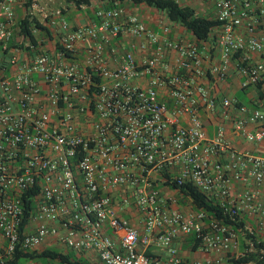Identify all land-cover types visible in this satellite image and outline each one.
I'll list each match as a JSON object with an SVG mask.
<instances>
[{
  "label": "built area",
  "instance_id": "obj_1",
  "mask_svg": "<svg viewBox=\"0 0 264 264\" xmlns=\"http://www.w3.org/2000/svg\"><path fill=\"white\" fill-rule=\"evenodd\" d=\"M14 2L0 0V264L15 251H41L50 238L92 253L99 264H182L171 243L179 234L193 235L203 251L226 254L239 232L245 249L233 258L251 250L253 240L264 243V156L232 148L222 128L205 134L199 106L212 109L214 98L196 81L206 72L224 79L231 70L240 88L264 89V0H199L195 14L216 21L205 55L194 41L172 37L176 23L158 18L152 28L117 2L94 7V20L75 26L43 16L56 37L49 53L37 35L47 33L35 26L33 42L26 34L13 39ZM122 41L120 50L114 42ZM77 44L84 67L65 60ZM221 104L239 113L232 126L238 134L264 141V92L255 108L233 97ZM157 174L168 185L195 188L242 225L201 208L184 213L176 198L161 193ZM234 182L245 186L233 192ZM24 199L32 202L27 211ZM139 242L166 253L150 257Z\"/></svg>",
  "mask_w": 264,
  "mask_h": 264
},
{
  "label": "crops",
  "instance_id": "obj_2",
  "mask_svg": "<svg viewBox=\"0 0 264 264\" xmlns=\"http://www.w3.org/2000/svg\"><path fill=\"white\" fill-rule=\"evenodd\" d=\"M29 0H15L13 4V13L15 17L16 24L13 26V39L19 40V36L21 33L17 31L16 25L18 24V21L21 17H23L25 14H29L33 16L31 13L35 10H37V4L36 2H31L30 6L28 5ZM94 0L90 1L91 2ZM126 2V1H124ZM124 2L120 5L123 7L125 14H131V13H137V10H142L143 13L140 16L143 20L146 19L147 23L150 27L154 28L155 23L158 20V17L155 16L154 12H157L158 14L161 13L160 11L156 10L153 7L146 6L143 3L138 4H131L126 6H123ZM49 3V2H47ZM98 5H101V2L97 1ZM89 4V5H90ZM86 5V6H89ZM200 2L199 0H192L190 6L194 8V10H199L200 8ZM83 6H81L82 8ZM44 9L47 10L43 6ZM45 11V10H44ZM41 11L42 17H35V19L42 24L45 27V20L46 18H43V16H46L45 12ZM71 15V18L69 21L64 19V15ZM200 15V14H198ZM55 17V16H52ZM61 19L65 20L69 25L75 26L77 24H85L92 20H94V14L93 10L91 13H87L86 11L82 10L81 13L74 15L72 12L64 13L60 16ZM182 27V26H181ZM46 28V27H45ZM183 28V27H182ZM174 31L172 32V37H180L181 35L186 37L189 40L194 41L201 54L205 55L207 53V46L206 42L204 40H196L194 36L184 29L182 33L176 31V26L173 28ZM47 30V28H46ZM60 31V30H59ZM57 30V32L59 33ZM33 34V39L37 37V35L42 37L43 40V47L44 49L51 53L53 49L55 48V41L56 37L54 34V31L48 32L45 35L43 32H40L38 30L37 35L35 33ZM19 35V36H18ZM115 46L122 50V48L125 46L124 42H114ZM107 50V49H106ZM105 50V51H106ZM113 55V54H112ZM117 54H114L112 58H115ZM136 58H139L140 56L136 54ZM65 60L67 61H74L79 65L80 67H84V53L82 50V46L80 44H77L76 49L74 52H72L68 57H65ZM207 65V60L203 61L204 68ZM33 76L37 79H40V76L38 74H33ZM196 81L201 83L205 88H207L209 94L214 98V107L210 110L206 109L204 106L200 104L199 106V115L201 117L202 123H203V129L205 134L208 137H212L217 133L218 128L223 129V136L222 140L223 142L227 143L232 148L247 152L251 154H256L260 156H264V141L260 143L252 142L251 140L245 138V136L238 134L236 130L233 129V121L236 120L239 117V113L233 109L232 107L225 109L223 105L221 104V99L223 97H233L235 98L238 103L246 105L248 108H255V99L257 97H260L263 95L264 89L263 88H257V87H247V88H240L238 84V78L231 72L228 73L227 77L224 79H217L211 76L209 72H206L202 77L196 78ZM137 83L140 85H145V79L140 78L137 80ZM161 94L163 95V99H165L167 102L169 101L168 97L165 96L163 91H161ZM169 103V102H168ZM180 124H184V119H180ZM246 127L249 129L253 128V124L246 123ZM166 173L163 172L160 176H165ZM159 174H157L158 178V185L157 187L161 191L163 195L166 196H173L176 198L177 206L178 208L183 211L186 214H191L194 211L198 210L199 208L195 207L194 204L191 202V199L182 193L178 188H172L170 185L164 183L162 179H160ZM245 185L242 182H234L233 183V192L240 191ZM261 193L264 194V184L260 188ZM121 214L129 219V221L140 229V223L137 221V219L132 216L131 213H129L127 210L121 211ZM243 221H247L246 217L243 216ZM140 235H142L144 232L142 230L139 231ZM236 234H240L236 232ZM172 246H174L179 253V255L182 258V264H191L194 260H205V259H213V258H222L226 259L229 258V264L232 263L231 258L235 257L236 254H239L245 249V242L244 237L241 236L240 239H237V245L234 249L230 250L226 254H218L215 252H206L201 249H199L195 244V240L193 235H177L172 239ZM138 249L143 250L144 253L150 257L153 258H160L165 255L166 250L162 248L161 246L155 244L154 242H149L146 245L143 243H138ZM42 249H53L61 254L69 255V260L72 261L73 259H81L84 260L88 264H99L96 261V257L90 253L88 256H86L83 253L75 252L69 248H66L64 245L58 243L53 238H50L43 243ZM40 264H69L67 262L60 263L55 258H49L45 257L44 259H38Z\"/></svg>",
  "mask_w": 264,
  "mask_h": 264
},
{
  "label": "trees",
  "instance_id": "obj_3",
  "mask_svg": "<svg viewBox=\"0 0 264 264\" xmlns=\"http://www.w3.org/2000/svg\"><path fill=\"white\" fill-rule=\"evenodd\" d=\"M66 3H72L76 8L89 5L91 0H64ZM101 2V6L110 7L117 2L121 5L124 1H128L131 4L143 3L146 6L153 7L156 10L164 14L168 21L181 25L184 29L189 31L196 40H206L210 28L216 24L214 19L206 16L195 14L193 7L189 5H180L175 0H95ZM19 33L26 34L33 42V35L31 34V27L35 26L47 33V30L35 19V17L25 14L18 21ZM172 188H178L182 193L187 195L195 207L205 210L209 215L221 218L224 222L231 224L234 228L240 227L242 221H232L226 213H223V209L212 202L204 194L200 193L195 188L188 185L174 184L170 185ZM31 200L24 199V209L27 211L31 208ZM250 237L249 234H245V237ZM196 245V244H195ZM45 257L55 258L60 263L69 264H88L84 260L73 259L69 260V255L61 254L53 249H42L39 252L23 254L19 251H15L8 264H20L26 259H44ZM232 263L252 261L255 264H264V243L261 241L253 240V248L246 250L242 255L231 258Z\"/></svg>",
  "mask_w": 264,
  "mask_h": 264
},
{
  "label": "rangeland",
  "instance_id": "obj_4",
  "mask_svg": "<svg viewBox=\"0 0 264 264\" xmlns=\"http://www.w3.org/2000/svg\"><path fill=\"white\" fill-rule=\"evenodd\" d=\"M34 1L37 4V10L33 11L31 14L33 16L42 17V15L40 13H41V11L45 10L44 12L46 14V18H52V16H54V15H60L61 16L64 13H67L69 11L72 12L73 15H74V13H76V14L81 13L82 10L86 11L87 13L88 12L91 13V11L94 9V7L99 6L97 1H95V0L92 1L89 6L85 5L82 8L81 7L76 8L72 3H66L64 0H29L28 5L30 6V3L34 2ZM47 2H49V3H47ZM126 4H127V7H128V5H131L130 2L126 1V2H124L123 6H126ZM43 6L45 8H47V10L44 9ZM137 13L139 15H141L143 13V11L137 10ZM154 13H155L156 17L166 19L164 14H162V13L158 14L157 12H154ZM70 18H71V15H68V14L64 15L65 20L69 21ZM144 21L147 22L146 19ZM176 31L182 33L184 31V29L181 27V25L177 24L176 25ZM236 236H237V239L239 240L240 237L244 236V235L240 233V234H236ZM32 262L39 264L38 258H33V259H31V261L25 262V264H33Z\"/></svg>",
  "mask_w": 264,
  "mask_h": 264
}]
</instances>
